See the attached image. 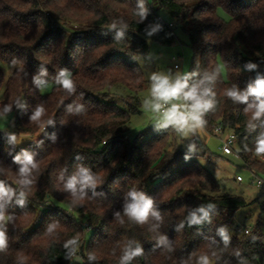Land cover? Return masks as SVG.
<instances>
[{
	"label": "trees",
	"instance_id": "obj_1",
	"mask_svg": "<svg viewBox=\"0 0 264 264\" xmlns=\"http://www.w3.org/2000/svg\"><path fill=\"white\" fill-rule=\"evenodd\" d=\"M144 8L141 17L139 0H0V61L15 65L7 79L0 68V115L15 112V131L38 135L19 145L0 130V181L16 193L0 221L7 238L0 264H120L129 246L142 249L129 264H200L204 255L209 264H264V198L251 231L237 233L236 213L249 202L224 192L222 181L183 149L175 129H147L133 139L127 134L148 88L143 69L128 55H146L149 40L176 42L175 24L157 13L164 9L188 36L189 84L206 72L215 75L216 107L205 115L204 128L212 133L220 124L235 133L244 165L264 178V153H256L264 116L253 120L247 104L224 94L233 86L245 91L264 76V0H144ZM119 31L124 34L117 38ZM249 63L256 68L249 70ZM61 71L71 74L74 92L57 83ZM37 76L52 83L48 93L34 83ZM77 105L84 111L75 112ZM38 106L45 115L34 122ZM25 151L39 164L29 186L18 183L14 162ZM201 154L214 157L205 144ZM79 166L99 178L82 200L64 190ZM132 189L153 199L159 220L140 225L124 216ZM208 204L214 205L209 218L189 225V212ZM74 238L77 244L65 247ZM76 255L80 263L73 262Z\"/></svg>",
	"mask_w": 264,
	"mask_h": 264
},
{
	"label": "clouds",
	"instance_id": "obj_2",
	"mask_svg": "<svg viewBox=\"0 0 264 264\" xmlns=\"http://www.w3.org/2000/svg\"><path fill=\"white\" fill-rule=\"evenodd\" d=\"M140 15H145L144 0H139ZM116 27L115 24L112 25ZM123 32H117V38L123 36ZM249 70L256 68L255 64L249 63L247 65ZM46 75V73H41ZM190 76L176 75L173 78L170 75L163 73H154L150 80V94L144 100V107L146 110L155 114L157 119L156 127L158 129L173 128L176 132L183 136L194 134L197 130L202 129L205 124V115L216 107L215 92L211 85L215 81V75L205 73L202 78L189 84ZM34 83L40 87L45 84V81L37 76L34 78ZM57 83L67 90L69 93L75 91V85L71 79V74L67 71H61L57 78ZM225 96L234 102L247 104L246 112L251 111L252 119L256 120L264 116V76L258 75L253 85H249L245 91H240L235 86L226 89ZM251 99V102L249 100ZM10 111L9 107L4 108V112ZM69 111H72L69 106ZM84 111L83 105H77L75 112L81 113ZM45 115V108L38 106L31 116L34 122L41 121ZM49 120L47 123H51ZM40 127H44V123H40ZM11 141H16V136L10 137ZM256 153H264V136H262L256 147ZM14 162L19 164L18 175L20 179L18 183L22 186H29L32 184L30 179L32 171L38 169L39 164L34 156L28 152H24L23 156L17 155L14 157ZM63 179V177H61ZM98 176L93 174L91 170L84 166H79L77 171L71 175L64 183V190L71 194L74 199H84L86 196V189H95L97 187ZM15 191L6 187L3 181H0V221L4 220L3 209L6 202H10L15 196ZM25 192L19 193L18 203H24ZM214 208L213 204L207 206H200L193 209L188 214L189 225H197L209 218L210 211ZM123 214L129 220L143 225L149 221V218L160 219L159 213L154 208L153 199L146 196L145 193L132 189L128 191L123 206ZM120 213L117 212V218H120ZM123 223V220H120ZM55 228V223L48 226L47 231L52 232ZM225 243L228 242L229 237L225 234V230H219ZM164 238H161V243H164ZM77 240L71 239L67 241L65 247L76 245ZM7 247V238L5 232L0 230V250ZM142 249L137 246L135 248L127 247L121 258L120 264H129V262L136 256L141 255ZM89 259H95V256H90ZM200 264H209V259L206 255L200 257Z\"/></svg>",
	"mask_w": 264,
	"mask_h": 264
},
{
	"label": "rangeland",
	"instance_id": "obj_3",
	"mask_svg": "<svg viewBox=\"0 0 264 264\" xmlns=\"http://www.w3.org/2000/svg\"><path fill=\"white\" fill-rule=\"evenodd\" d=\"M157 13L163 20L175 24L176 42L173 45H165L154 40H149V51L146 55H128L130 59L140 65L148 81V88L142 93V113L132 116L127 131L131 139L139 132L147 129L152 131L164 130L156 127L157 119L155 114L144 107V100L150 94L151 75L163 73L175 78L178 74H187L191 68L193 51L189 45L187 34L182 30V22L174 20L164 9H158ZM175 64H178L179 68H175ZM0 68L3 69L7 79L13 72L15 65L0 61ZM52 86V83L45 82L41 86V92L48 93L52 89ZM3 93L4 87L0 91V98H3ZM15 115V112L0 115V130L6 131L11 136L15 135L16 143L19 145L36 140L38 135H23L15 131ZM196 134H198L199 138L197 142H193L192 137ZM181 137L183 149L194 154L193 157L196 160L222 181L224 192L241 195L247 199L249 204L237 211L235 220L241 224L251 225L260 213L258 200L264 198V186L260 188L252 183L250 169L244 165L243 160L235 151V147L231 154H225L222 150L220 139L208 132L204 127L197 130L194 134H189L188 136L181 135ZM203 144L207 146L214 157L209 159L201 154ZM238 175L242 176L243 180H238ZM262 217L264 221V213ZM73 262L80 263L81 257L76 255Z\"/></svg>",
	"mask_w": 264,
	"mask_h": 264
},
{
	"label": "built area",
	"instance_id": "obj_4",
	"mask_svg": "<svg viewBox=\"0 0 264 264\" xmlns=\"http://www.w3.org/2000/svg\"><path fill=\"white\" fill-rule=\"evenodd\" d=\"M170 26H174V23H170ZM175 58V57H174ZM175 68H179L178 64H175ZM217 136L222 142V150L225 154H231L234 151V147L237 143V135L233 132H229L224 129V127L220 124L214 126L213 132L211 133ZM196 137H192V141L195 142ZM252 175V183L256 184L258 187L264 186V178L256 173L255 170L250 169ZM238 180H243V177L238 175ZM252 225L249 224H241L237 222L235 226V231L237 233H245L248 234L251 231Z\"/></svg>",
	"mask_w": 264,
	"mask_h": 264
},
{
	"label": "crops",
	"instance_id": "obj_5",
	"mask_svg": "<svg viewBox=\"0 0 264 264\" xmlns=\"http://www.w3.org/2000/svg\"><path fill=\"white\" fill-rule=\"evenodd\" d=\"M194 137H196L197 140H198V138H199V137H198V134H196ZM197 140H196L195 142H197Z\"/></svg>",
	"mask_w": 264,
	"mask_h": 264
}]
</instances>
